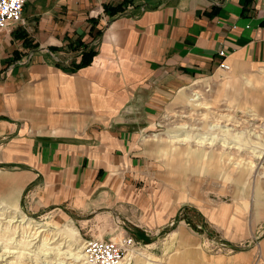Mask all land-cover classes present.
<instances>
[{
  "label": "crops",
  "instance_id": "0c3cea01",
  "mask_svg": "<svg viewBox=\"0 0 264 264\" xmlns=\"http://www.w3.org/2000/svg\"><path fill=\"white\" fill-rule=\"evenodd\" d=\"M245 67L264 77V0H29L0 28V192L34 214H120L139 235L133 252L199 258L226 233L169 194L151 132L181 91L192 104L197 80ZM204 208L202 222L219 220ZM253 232L240 257L264 264Z\"/></svg>",
  "mask_w": 264,
  "mask_h": 264
},
{
  "label": "rangeland",
  "instance_id": "374dc122",
  "mask_svg": "<svg viewBox=\"0 0 264 264\" xmlns=\"http://www.w3.org/2000/svg\"><path fill=\"white\" fill-rule=\"evenodd\" d=\"M196 90L204 99L191 104L180 97L181 91L157 120L151 137L156 139L162 170L171 174L169 194L176 192L182 195L179 201L188 200L200 226L208 223L210 230L220 227L227 235L199 247L194 260L152 256L155 248L142 247L117 264L127 259V264H253V257L242 258L240 251L249 253L258 243L253 228L264 232V77L253 75L250 67L220 71L184 91L191 95ZM214 124L218 125L212 129ZM25 204L0 192V264H72V257L65 254L67 233L86 246L95 238L119 240L132 233L139 239L136 228L120 214L79 209L34 214L25 210ZM207 204L219 220L202 222L200 210L206 212Z\"/></svg>",
  "mask_w": 264,
  "mask_h": 264
},
{
  "label": "built area",
  "instance_id": "2783aa9c",
  "mask_svg": "<svg viewBox=\"0 0 264 264\" xmlns=\"http://www.w3.org/2000/svg\"><path fill=\"white\" fill-rule=\"evenodd\" d=\"M29 0H0V28L7 27L12 22H20L23 12ZM220 54L225 56V51ZM221 67L230 69V65L223 60ZM136 238L127 234L119 240L95 238L87 242L86 252L92 264H117L124 261L136 246Z\"/></svg>",
  "mask_w": 264,
  "mask_h": 264
},
{
  "label": "bare ground",
  "instance_id": "6f19581e",
  "mask_svg": "<svg viewBox=\"0 0 264 264\" xmlns=\"http://www.w3.org/2000/svg\"><path fill=\"white\" fill-rule=\"evenodd\" d=\"M198 98L200 97V95L199 96H197ZM217 125L218 124H214L213 125V128L212 129H215V127H217ZM243 133V132H242ZM208 135H209V133H208ZM241 135V134H240ZM236 137V136H235ZM180 138V137H179ZM215 138H216V136L215 135H213V139H212V141H214L215 140ZM182 140H184V139H182ZM186 140V139H185ZM210 140H211V138H210ZM180 141H181V139H180ZM227 141V140H226ZM173 142H175V140L173 141ZM172 142V143H173ZM14 207H17V204L16 203H14ZM21 217H22V219H25L26 218V216H23V214H21L20 215ZM32 222V221H31ZM65 237H67L65 240H66V242H67V244H68V249H67V251L65 252V254L66 255H69V256H71L72 257V260H73V263L72 264H79L80 262V264H92V263H90L89 262V256H88V254H87V252H85V250L87 249V246H86V243H81V242H78L77 241V237H75V235L74 234H72V233H67V236H65ZM75 237V238H74ZM62 255V254H61ZM129 256V255H128ZM131 256V255H130ZM120 262H123V261H120ZM127 262H128V259H127V261L126 262H124L123 264H127ZM64 263V262H63ZM119 263V262H118ZM58 264H60V263H58Z\"/></svg>",
  "mask_w": 264,
  "mask_h": 264
},
{
  "label": "trees",
  "instance_id": "16d2710c",
  "mask_svg": "<svg viewBox=\"0 0 264 264\" xmlns=\"http://www.w3.org/2000/svg\"><path fill=\"white\" fill-rule=\"evenodd\" d=\"M96 51L94 49H89L84 51L81 62L77 63V67L85 66L89 64L95 55Z\"/></svg>",
  "mask_w": 264,
  "mask_h": 264
}]
</instances>
